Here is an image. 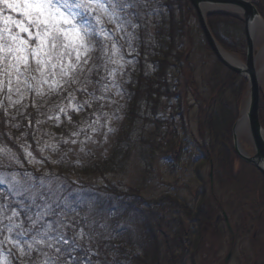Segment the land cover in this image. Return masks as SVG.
<instances>
[{"label":"trees","instance_id":"obj_1","mask_svg":"<svg viewBox=\"0 0 264 264\" xmlns=\"http://www.w3.org/2000/svg\"><path fill=\"white\" fill-rule=\"evenodd\" d=\"M104 2L111 11L109 0ZM257 9L264 19V6ZM79 11V24L89 29L88 37L94 39L87 45L89 51L71 80L54 96L45 99L29 96L15 109L0 105V236L9 238L12 243L21 242V255L31 263L52 261L61 264L67 260V264H72L75 257L80 264H88V261L95 264L92 260L95 250H107L114 239L119 242L125 234L126 230L117 226L127 211L134 216L149 212V209L137 207L140 206L138 188H133L131 195H123L117 187H110L108 176L116 175L128 156L137 151V163L148 177L155 168L154 157L159 146L144 134H162L163 123L171 129L162 134L171 136L167 143L173 145L178 141L184 148L193 146L188 157L196 166L212 161L218 169L230 170L225 167L228 160L231 165L229 155L233 148L227 137H231V128L246 89L243 78L215 60L187 0H116L119 17L116 20L124 31L129 54V69L120 81L124 123L109 155L92 163L84 161L68 165L65 153L83 139L84 129L95 128L98 120L104 122L106 105L113 104L114 99L111 89L114 82L103 32L95 14ZM207 25L224 50L240 59L245 58L240 19L230 14L213 13L207 15ZM191 57H199L203 67L211 64L207 73V98L203 101H199L193 83L182 78L185 68L194 73ZM73 78L75 83L71 82ZM229 92L233 107L224 100ZM188 96L200 105L202 112L197 118L199 134L196 136L189 135L184 124L186 112L182 106ZM263 106L261 99L259 120L264 128ZM167 111L171 112L169 119L162 117ZM150 126L152 130L148 128ZM206 134L209 147L204 146ZM209 150H213L215 158ZM43 163L49 173L38 167ZM171 163L164 160L170 170ZM129 196L130 199H126ZM169 199L165 195L157 204L161 216L164 212L162 241L165 258L171 264V223L166 222ZM13 211L19 213L13 220L21 227L8 232L6 226H12V223L6 217ZM61 222L66 227L61 228ZM49 225L52 237L62 232L70 238L76 237L79 245L70 254L65 252L59 261L54 249H49L45 243L33 242V237L39 239L38 233L44 232ZM20 232H26V235H18ZM128 247L134 249L133 244L129 243ZM116 252L114 261L117 264H145L142 254L128 260L123 249H116ZM164 259L159 257V261ZM109 260L105 259L106 264Z\"/></svg>","mask_w":264,"mask_h":264},{"label":"rangeland","instance_id":"obj_2","mask_svg":"<svg viewBox=\"0 0 264 264\" xmlns=\"http://www.w3.org/2000/svg\"><path fill=\"white\" fill-rule=\"evenodd\" d=\"M104 4L105 7L109 9L105 2ZM263 6L264 0H259L258 8L261 10ZM94 14L97 17L99 26L103 32V38L108 48L107 55L109 57V65L112 70L111 79L114 82V85H111V89L114 90V99L113 104L108 103L106 105L105 111L107 117L105 115L104 122L100 123L101 120H98L95 128L93 127L88 131L84 129L83 139L76 143L72 147V150L65 153L68 159V165L70 163H82L84 161L92 163L109 155L111 147L124 123V98L123 94H121L122 90L120 81L124 79V74L129 69L127 40L124 31L117 20H110L105 13H101L99 11ZM9 15L14 19H23L19 13L12 12L11 10L6 9L3 4H0V27L3 26L2 17ZM13 31H18V29L13 26ZM254 39V52L258 56L264 52V32L261 35L256 36ZM184 49L186 50L185 47ZM81 54L82 59L80 63L85 55L83 50H81ZM115 61H119V63H116ZM30 63L35 66L33 61L30 60ZM69 63L76 64L75 53H73L70 58L66 57L63 60V64L68 65ZM80 63L76 65L74 70L69 69V75L63 77L61 81L62 86L56 88L54 91L49 90V84L52 83L53 79H60L59 76L55 78L49 76V83L41 85L42 94L39 95L34 88L29 90L23 85H21L20 92L13 91L12 93H8L7 88L5 87L3 91H0V105L6 107L7 109H15L20 107L23 101L29 96L45 99L49 96L56 95L71 80L73 73L78 68ZM190 65L195 69L194 73L191 74L187 72V69L185 68L182 78L184 79L186 77L185 81L193 83L199 101H203L207 98V73L210 72L211 64L209 63L203 67L199 57H191ZM261 65L262 59H258V61L256 60L257 69L259 68L260 70ZM54 71L59 73L61 68L57 66ZM33 74L38 75L36 73ZM259 78V86L261 89L260 96L264 102V72L260 73ZM64 81L68 82L64 83ZM32 83H34V81ZM186 91H188V88ZM9 95L11 99L8 98ZM210 96L211 93H209V97ZM188 97V100L184 101L182 106L186 112L184 114V124L187 132L190 134H199L197 118L200 117V113H202L199 111L200 105L198 106L196 101H194L190 96ZM16 100H19L20 103L13 104L12 102ZM224 100L227 104L229 103V105L233 107V98L230 92ZM170 113V111H167V114H164L162 117L169 119L168 115ZM165 125V123L162 125V134L164 131H171V129H167V126ZM148 128L149 130L153 129L151 126ZM162 134H144L145 137H149L153 142H155L160 149L155 152V168L153 172L151 171L149 173L148 177L142 170L141 165L137 163V151L132 152L128 156L127 161L122 165L119 171L116 172V175L109 174L108 182L110 183V187H117L118 191L123 195L127 193H130L131 195L132 189L138 188L140 193L137 199L140 206L137 207L141 210L144 208L149 209V212H143L134 216L127 211L123 220L120 224H118L119 227L117 226L119 229L124 228V230H126L125 234L123 237L119 238V242H116L114 239L107 250H95V254L92 257L95 264H106L105 259L107 258H110L109 264H117L114 261L117 253L116 249H123L125 253L128 254V258L131 259H133L134 256L139 255L137 253L139 250L143 256L142 261L145 262V264H170V261L165 258L166 250L163 248V241L161 239L162 233L159 232L164 231L165 228V222H161L164 212L162 211L161 216V210L157 203H159L165 195L170 197L171 195H180L183 199H185V196L188 193L186 188L189 185V178H185L182 172H186L187 170V161L185 159L186 154L190 152V149L182 146L179 147L178 141L174 142L173 145L167 143L171 140V136L166 137ZM227 138L229 139L228 144L231 148L235 146V143H237L239 151H241V148H252L247 132H241V130H238L233 132L231 137ZM205 139L204 146L209 147L210 140L207 139V134L205 135ZM209 152L211 157L215 158L213 150H209ZM233 152H235L234 148L232 149V153L229 155V157H232L231 165L228 160L225 167H229L228 169L230 170L225 171L223 169H218L219 166H217V164H213L212 161H209V164L213 166L212 169L207 164L206 169H203V173L198 171L197 174L203 177L202 180L197 181L201 182L203 185L204 182L207 183L206 186H203L202 188H200L201 186L198 182L196 184H192V189L196 188L195 190H197L198 197L193 205V209H199L200 205V208L206 206L202 221L205 223L208 221L207 225L211 227V223L206 212H209L207 210L212 209L216 203L219 206L222 204L224 207L227 206L231 213L237 217L236 222L234 220L232 221V224H238L241 228L238 231L236 229L234 235L231 237V233L225 223L216 222V225L220 229H218V231H220V236H222L221 240L214 235V229H212V231L210 228L206 232L205 230L203 231L202 229H199L196 237L197 240L190 242L192 243L193 248L197 249V252L193 253L192 249L191 262H188L190 259H184V257H181L180 255H187L192 246L190 243L184 242L182 233L179 235L177 234V232H179V227L177 228L171 225V243L175 234H177V236L181 235L182 239L180 241L183 242V244H180L175 251H172L171 249V264H222L225 260L226 262L223 264H264V187L262 186L259 190L260 185H257V181L254 178L253 173L244 166L242 167L239 165L238 167L237 163L234 161L235 158ZM165 159L172 162L171 170L165 166ZM175 166L178 168V172L173 171V167ZM38 167L45 173L50 172L45 163L38 165ZM171 171L178 174L171 175ZM221 175L223 178L220 179ZM210 180H214L218 185L220 181L222 184L220 186L222 192L217 190L216 187H214V191L210 189ZM201 189H203L202 193L200 191ZM213 192L214 196L218 198V201L211 204L212 207H209L206 197L210 198ZM130 197L131 196L126 197V199H130ZM251 209L254 211L253 215L255 220L251 222L243 220L244 218L242 219L241 217L250 213ZM258 217H261V219L256 220ZM244 221L247 222V224H244ZM232 224L230 223V228L234 232ZM252 226H254V229H250ZM192 231H190V233H192ZM190 238L191 236L189 237V240L191 241ZM0 241H5V239L0 236ZM129 243L133 244L136 248L131 249L128 247ZM185 246L188 247V251L185 250ZM160 250H162V253L158 255V251ZM21 253V249L15 247L9 240L5 243H0V264H39L37 262L31 263L30 260H26L24 256H21ZM159 257L161 259H165L159 261Z\"/></svg>","mask_w":264,"mask_h":264},{"label":"snow or ice","instance_id":"obj_3","mask_svg":"<svg viewBox=\"0 0 264 264\" xmlns=\"http://www.w3.org/2000/svg\"><path fill=\"white\" fill-rule=\"evenodd\" d=\"M109 3L112 5L111 11L105 7L104 0H0V4H3L6 9L19 13L23 17V19H14L10 15L2 17L0 91L6 87L8 93L20 92L21 85H23L29 90L34 88L39 95L42 94L41 85L49 83V76L60 77V79H53L49 84L50 91L61 87L63 77L69 75V69L74 70L80 63L81 50L87 53L89 51L87 45L94 39L88 37L90 30L79 24L77 19L80 16L79 10L93 14L99 11L105 13L110 20H116L119 18L116 11V0H109ZM13 26L18 31H13ZM73 53H75L76 64H63V60L66 57L70 58ZM30 60L35 66L30 63ZM83 62L87 64L88 61L84 59ZM115 62L119 63V61ZM57 66L61 68L59 73L54 71ZM67 82L64 81V83ZM71 82L75 83L76 79L73 78ZM8 98L11 99L10 95ZM12 103L18 104L20 101L16 100ZM18 215L19 213L13 211L11 216L6 217L12 223V226H6L8 232H12L13 228L21 227L13 220ZM60 227L63 228L66 225L61 222ZM51 231L52 228L49 225L44 232L38 233L39 239L33 237V242L45 243L49 249H54L58 254L57 261L65 252L70 254L74 247H79L76 244V237L70 238L62 232L52 237ZM18 235H26V232H20ZM5 242L7 238L5 241H0V243ZM20 243L18 241L14 246L19 248ZM28 247L31 248L32 245ZM45 264H53V262L46 261ZM61 264H67V260L62 261ZM72 264H80V262L73 257ZM88 264H91V261H88Z\"/></svg>","mask_w":264,"mask_h":264},{"label":"water","instance_id":"obj_4","mask_svg":"<svg viewBox=\"0 0 264 264\" xmlns=\"http://www.w3.org/2000/svg\"><path fill=\"white\" fill-rule=\"evenodd\" d=\"M194 8L200 29L206 40L207 45L214 54L215 58L227 69L241 75L248 81V97L245 105L239 113V119L236 122L233 132L249 129L251 139L253 141L256 155L252 158L244 156L235 143L237 154L253 164L264 177V129L260 126L258 120V101H259V85L258 78L260 73L264 72V65L260 70L255 68V58L253 57V39L256 31L252 32L251 26L255 21H259L264 27V22L256 11L255 1L248 0H188ZM222 12L231 13L233 15L243 17L245 24V38L247 45L246 63L242 64L234 60L229 54L225 53L212 37L207 24L206 13ZM228 56V58H226ZM236 135V134H233Z\"/></svg>","mask_w":264,"mask_h":264},{"label":"flooded vegetation","instance_id":"obj_5","mask_svg":"<svg viewBox=\"0 0 264 264\" xmlns=\"http://www.w3.org/2000/svg\"><path fill=\"white\" fill-rule=\"evenodd\" d=\"M250 144L252 147L251 149H244L243 148L242 151L245 152L246 154L254 157L255 156V149H254L251 141H250ZM192 147L193 146H190L189 149L192 150L193 149ZM236 160H237V158L235 157V161ZM207 164L208 163H206V162H202L200 165L196 166L195 163H193V161L188 157L187 170H186V172L183 173L185 178H187V177L189 178V185L186 188V191L188 193L185 196V199H183V197L180 195H178V196H172L171 195V197L169 196V198H170L169 199V210H170L169 211V221H170L172 226H175L177 228L179 227L178 229L181 231L182 236H183V240L185 243H190L193 240L196 241L197 240L196 237H197L199 229L200 230L202 229L203 231L205 230V232H206L210 228H211V230L214 229V235L216 237L220 238V240H221L222 236H220V231H218L219 228L216 225V222H218V223L224 222L226 227L228 228L229 232L231 233V237L234 235L236 229L238 231L241 228L240 226H238V224H235V223L232 224V221L235 220V222H236L237 217L231 213V211L228 209L227 206L224 207V206H222V204H221V206H219L216 203V205H214V207L212 209L207 210L210 213L206 212L208 215V219L211 223V227L207 225L208 221L206 223L204 221H202V218L204 217L203 215H204V210L206 209V206H203V208H200L201 207V205H200L199 209H196V208L193 209V205H194V203L198 197H197V190H195L196 188L192 189V184H196L198 182L199 185L201 186L200 188H202L203 186H206L205 182L203 185L201 182L197 181V180H202V178L197 175V169L200 167L199 172L203 173L204 172L203 169H206ZM242 165L246 169L250 170L253 173L254 178L257 181V185H260L259 190L262 186L264 187V179H263L262 175L256 170V168L249 165L248 163H246V164L242 163ZM176 174H178V173H176ZM176 174L171 172V175H176ZM179 174H180V172H179ZM210 183H211L210 189H212L214 191L215 183H214V181L213 182L211 181ZM221 185L222 184L217 185V190H220L222 192V190L220 189ZM200 191L202 193L203 189H201ZM198 192H199V190H198ZM206 200L208 201L209 207H212L211 204L217 202L218 198L214 196V192H213V194L210 196V198L206 197ZM219 213H221V214H219ZM253 213H254V211H253V209H251L250 213H248L246 216L241 217V218L242 219L244 218L243 220L251 222V221L255 220ZM170 217H171V219H170ZM259 219H261V217H258L256 220H259ZM230 223L234 227V232L230 228V226H231ZM244 224H247V222L244 221ZM250 229H254V226H252V228H250ZM190 231H192V233H190ZM211 234H213V233H211ZM190 236H191V238H190L191 241L189 240ZM174 238H173L174 241L172 239V243H171L172 251H175L180 244H183V242L180 241L182 239L181 235L177 236V234H175ZM190 244L192 246V243H190ZM220 244H222V243H220ZM192 249H193V253L197 252V249L193 248V246H192L190 252L187 253V255L184 254L181 257H184V259H190L188 262H191ZM185 250L188 251L187 246H185ZM224 262H226V260Z\"/></svg>","mask_w":264,"mask_h":264},{"label":"bare ground","instance_id":"obj_6","mask_svg":"<svg viewBox=\"0 0 264 264\" xmlns=\"http://www.w3.org/2000/svg\"><path fill=\"white\" fill-rule=\"evenodd\" d=\"M260 26H261L260 22L259 21H255L253 23V25L251 26L252 32L258 31L260 29ZM226 58H228V56H226Z\"/></svg>","mask_w":264,"mask_h":264}]
</instances>
